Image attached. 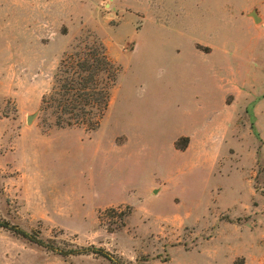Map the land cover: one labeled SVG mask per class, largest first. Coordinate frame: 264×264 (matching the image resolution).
Wrapping results in <instances>:
<instances>
[{
    "label": "rangeland",
    "instance_id": "obj_1",
    "mask_svg": "<svg viewBox=\"0 0 264 264\" xmlns=\"http://www.w3.org/2000/svg\"><path fill=\"white\" fill-rule=\"evenodd\" d=\"M99 43L110 105L61 126ZM0 221L116 261L0 228V264H264V0H0Z\"/></svg>",
    "mask_w": 264,
    "mask_h": 264
},
{
    "label": "trees",
    "instance_id": "obj_2",
    "mask_svg": "<svg viewBox=\"0 0 264 264\" xmlns=\"http://www.w3.org/2000/svg\"><path fill=\"white\" fill-rule=\"evenodd\" d=\"M105 49L104 44H97L93 50L87 52L86 57L80 60L73 70H65L67 78L63 87L52 93L49 98L44 97L45 104H48L50 100L58 101L62 109L61 113L63 112L64 115L61 118L67 117L59 121L61 126L90 123L94 117H96L94 122L98 124L104 116L110 105L111 92L118 72V68L109 59ZM73 119L85 120L73 122ZM0 228H6L30 242L66 256L95 253L113 263L116 262L109 252L101 248H75L66 252L38 235L7 221H0Z\"/></svg>",
    "mask_w": 264,
    "mask_h": 264
},
{
    "label": "water",
    "instance_id": "obj_3",
    "mask_svg": "<svg viewBox=\"0 0 264 264\" xmlns=\"http://www.w3.org/2000/svg\"><path fill=\"white\" fill-rule=\"evenodd\" d=\"M249 14H250L251 16H253V18H254L255 21H258V20L261 19L260 16H259V14H258V12H257V10H256L255 8H254ZM39 112H40V110L38 109V110H36V111L30 113V114L27 116V122H28L29 124L33 123V121H34V120L37 118V116L39 115Z\"/></svg>",
    "mask_w": 264,
    "mask_h": 264
}]
</instances>
